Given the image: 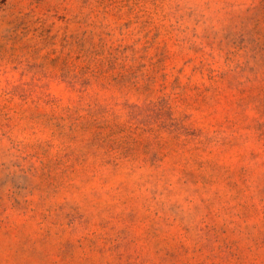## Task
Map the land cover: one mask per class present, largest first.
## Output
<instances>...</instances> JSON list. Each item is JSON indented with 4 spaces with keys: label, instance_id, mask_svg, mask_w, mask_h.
<instances>
[{
    "label": "rangeland",
    "instance_id": "rangeland-1",
    "mask_svg": "<svg viewBox=\"0 0 264 264\" xmlns=\"http://www.w3.org/2000/svg\"><path fill=\"white\" fill-rule=\"evenodd\" d=\"M0 264H264V0H0Z\"/></svg>",
    "mask_w": 264,
    "mask_h": 264
}]
</instances>
